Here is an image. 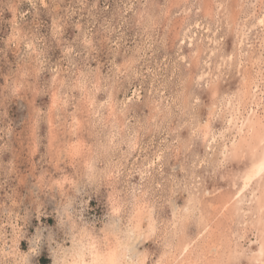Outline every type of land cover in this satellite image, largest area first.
Returning a JSON list of instances; mask_svg holds the SVG:
<instances>
[{
	"label": "clouds",
	"instance_id": "clouds-1",
	"mask_svg": "<svg viewBox=\"0 0 264 264\" xmlns=\"http://www.w3.org/2000/svg\"><path fill=\"white\" fill-rule=\"evenodd\" d=\"M0 264H264V0H0Z\"/></svg>",
	"mask_w": 264,
	"mask_h": 264
}]
</instances>
